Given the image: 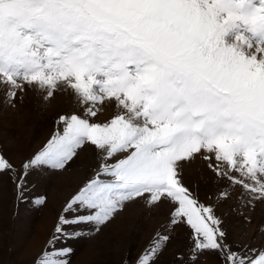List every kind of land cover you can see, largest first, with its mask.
<instances>
[{"label": "snow or ice", "instance_id": "6c2138e0", "mask_svg": "<svg viewBox=\"0 0 264 264\" xmlns=\"http://www.w3.org/2000/svg\"><path fill=\"white\" fill-rule=\"evenodd\" d=\"M0 89L15 107L28 90L51 101L71 92L82 114L61 115L45 147L23 165L62 171L86 145L98 167L67 203L38 264H70L57 248L64 226L99 232L144 198L172 206L171 223L193 230L191 264H264V249L233 250L223 221L182 182L197 156L264 203V0H0ZM106 107L115 114L93 120ZM15 172L0 154V173ZM221 198L229 199L227 191ZM168 235L137 264H157Z\"/></svg>", "mask_w": 264, "mask_h": 264}, {"label": "rangeland", "instance_id": "374dc122", "mask_svg": "<svg viewBox=\"0 0 264 264\" xmlns=\"http://www.w3.org/2000/svg\"><path fill=\"white\" fill-rule=\"evenodd\" d=\"M0 89V154L15 172L0 173V264H38L50 242L70 199L98 167L100 154L86 145L65 170L36 167L28 171L24 188L18 189L23 165L45 147L57 130L61 115L82 114L75 96L60 92L51 101L28 90L15 107L10 106ZM115 114L106 107L93 120L105 123ZM182 182L198 201L211 206L223 221L232 249H264V203L254 209L244 206L241 189L226 179H218L197 156L182 168ZM227 191L229 199L221 198ZM172 206L149 207L144 198L128 204L99 232L91 224L64 226L67 234L56 242L57 248H70V264H137L158 236L169 240L157 264H191L193 230L186 223L172 225ZM197 264H224L215 253L201 254Z\"/></svg>", "mask_w": 264, "mask_h": 264}]
</instances>
